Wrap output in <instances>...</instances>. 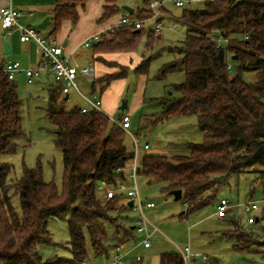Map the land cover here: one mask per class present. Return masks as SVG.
<instances>
[{"label": "trees", "instance_id": "16d2710c", "mask_svg": "<svg viewBox=\"0 0 264 264\" xmlns=\"http://www.w3.org/2000/svg\"><path fill=\"white\" fill-rule=\"evenodd\" d=\"M93 1L98 0H56L50 36L56 38L65 22L75 28L79 9ZM103 3L99 21L119 15L117 0ZM150 4L139 21L152 18ZM182 8L179 20L187 26L179 50L183 57L165 65L158 79L184 72L186 81L174 86L178 98L157 99L160 112L140 114L139 124L154 127L163 121L196 116L204 139L182 145L186 154L144 153L139 156L138 169L149 181L163 183V192L181 191L185 216L213 203L215 193L234 176L254 173L264 185V0H205L202 9L186 3ZM143 29L115 27L92 47L94 61L116 68L93 80L94 97L99 89L102 100L114 81L127 78L131 65L137 75L148 74L152 58L139 54ZM155 36L154 30L147 48L154 46ZM220 40L227 42L219 45ZM110 55H128L133 62L123 66L109 60ZM135 57H140L139 63H134ZM247 73L255 74L257 81H245ZM64 102L61 88L49 89L47 117L55 128V146L63 156L62 191L44 181L40 165L35 169L24 166L22 177L14 180L12 165L0 163V264H82L88 257L87 239L96 257L108 255L111 246L107 245L106 223L129 209L120 197L106 200L100 191L103 182L116 185L128 181L127 168L134 158L125 143L128 134L106 114L96 110L82 113L83 107L67 111ZM22 131L17 86L0 69V157L17 152L15 139ZM16 197L20 210L13 203ZM51 220L68 222L70 258L44 260L41 256L40 248L53 243L48 229ZM229 223L232 228L224 235L236 240L237 251H248L256 237V244L264 247V229L261 234L245 232L235 218ZM160 264L184 261L176 251L161 255Z\"/></svg>", "mask_w": 264, "mask_h": 264}, {"label": "rangeland", "instance_id": "374dc122", "mask_svg": "<svg viewBox=\"0 0 264 264\" xmlns=\"http://www.w3.org/2000/svg\"><path fill=\"white\" fill-rule=\"evenodd\" d=\"M179 0H117L121 8L120 18L130 16L139 21L141 12L148 13L150 3L162 2L165 11L161 12L163 29L155 36V43L152 48H147L150 33L155 30L157 20L147 19L142 31L140 43V55L152 58L150 69L147 75L140 76L129 71L127 79L111 88L115 94L117 103L116 109L104 108L110 116L119 119L123 115L132 118L131 132L139 136L141 140V151L144 153L174 156L186 154L187 151L181 146L187 143H202L203 134L199 129L198 117L189 116L163 121L154 127H141L139 124L140 114L150 115L160 112L161 105L155 103L157 99L170 97L178 98L174 86L186 81L184 72H175L163 79H158L160 71L165 65L179 60L183 57L179 50L182 47L187 34V26L179 20L184 8L176 7ZM186 6L202 9L205 0H185ZM129 7L134 10L132 15L123 8ZM144 13V14H145ZM85 52H90L89 49ZM245 81L254 83L257 76L253 73L244 75ZM38 80V79H37ZM36 80V81H37ZM35 81V82H36ZM93 78L86 77L79 81V89L82 94L95 98L92 92ZM47 85V84H46ZM22 88H18L21 98L22 133L15 139L17 152L15 154L3 155L0 163L10 164L13 167L11 179H20L23 175L24 166L28 169L42 167L44 181L53 183L59 191L63 189L64 165L62 152L55 146V128L47 117L48 94L47 88L37 81L34 85L24 82ZM75 92V91H74ZM77 97L72 93L71 99L65 101L64 109L69 111L75 107H81L84 100L77 92ZM30 95H33L31 97ZM96 97L100 98V91L97 89ZM105 95V94H104ZM102 95V100L104 99ZM123 103H127L125 110H121ZM106 112V113H107ZM107 113V114H108ZM125 143L129 151L134 153L133 143L127 137ZM148 143L150 151L145 152L143 146ZM254 173H245L232 177L229 182L215 193V201L205 208L189 215L183 216L185 205L176 201L172 193L162 191L164 184L151 182L144 175H137V186L139 194L144 203L152 202L154 209H145L148 220L159 229L151 238V248L145 249L142 246L146 233L131 231V227L142 220V215L134 208H129L113 218V222H107L108 239L107 245L111 246L108 255L95 256L91 243L87 239L88 264H113L114 256L118 248L126 246L138 248L135 256L140 257L142 264H160L161 255L174 253L177 247L184 248L190 245L196 254L205 255L209 258L207 262L200 258H193L190 264H264V247L256 244V238L248 251H237L236 240H230L224 233L232 228L230 218H235L245 232L261 234L264 229V185L257 180ZM132 185V183H130ZM227 199L231 204L228 212V219H220L215 215L218 201ZM130 199L124 197L120 202H128ZM249 202H257L259 209L248 214L244 211L243 205ZM14 206L20 210L18 198H14ZM230 215V216H229ZM250 217L260 218V222L249 224ZM48 229L53 235V243L40 248V254L44 260L53 257H71L70 233L67 221L51 220ZM149 229V233L152 232ZM126 231L129 235L126 236ZM122 253V252H121ZM123 254V253H122Z\"/></svg>", "mask_w": 264, "mask_h": 264}, {"label": "built area", "instance_id": "2783aa9c", "mask_svg": "<svg viewBox=\"0 0 264 264\" xmlns=\"http://www.w3.org/2000/svg\"><path fill=\"white\" fill-rule=\"evenodd\" d=\"M175 5L176 7H183L185 5V0L177 1ZM149 7L150 10L153 11L151 20H157L155 33L158 35L163 29L161 12L165 6L162 2H155L151 3ZM20 16L21 13L18 12L11 4L2 8L0 10L2 29L6 31H11L12 29L18 30L20 33V41L22 43L35 42L43 53L44 60L38 67L28 69L22 68L19 62H11L3 68L4 72L8 75L10 81H15L17 74L24 72L29 85H33L35 80L39 78L42 73H49L52 76L54 83L61 86L63 96L75 91L85 100L86 106L81 109L82 113H89L91 110H96L99 113L106 114L115 126L128 134L132 140L134 148V158L127 168L128 181L119 182L116 185H110L103 182L100 187V191L103 193V197L106 200L126 196L133 202V208L139 211L142 215V220L136 223L135 230L139 233L147 234L143 241V245L146 248H150L151 238L159 232V229L154 226L145 215V209H153L155 208V204L152 202L144 203L139 194L137 186V171L139 154L142 145L139 136L134 135L131 132V117L124 115L121 118L116 119L105 112L100 98H90L84 96L79 89V77H93L95 74L94 68L92 66H80L75 63L72 56L65 53L64 46L55 37L49 35L46 36L39 29L23 26L19 22ZM143 26V21H136L130 16H123L119 19L116 25V27H129L135 30H140ZM100 39L101 38L98 34L93 35L85 40L83 47L91 48L95 43H98ZM226 42V40H220L219 45H223ZM229 69H231V66H229ZM143 150L145 152L150 151L148 143L143 146ZM130 183H132V185H130ZM243 207L244 211L248 214H251L259 209L257 202H249L243 205ZM230 208L231 204L229 201L227 199H221L218 201L215 215L220 219H225L228 216ZM248 222L249 224H254L256 222V218L250 217ZM150 228L153 229L151 233H149ZM177 251L182 256L184 264H190L191 260L195 257H200L203 261L208 260V257L205 255L194 254L190 245H187L184 248L177 247ZM124 257L125 256L121 252L117 253L114 257L113 264H125ZM82 264L88 263L83 262Z\"/></svg>", "mask_w": 264, "mask_h": 264}, {"label": "crops", "instance_id": "0c3cea01", "mask_svg": "<svg viewBox=\"0 0 264 264\" xmlns=\"http://www.w3.org/2000/svg\"><path fill=\"white\" fill-rule=\"evenodd\" d=\"M10 4L18 12L21 13V16L19 17V22L23 26L39 29L42 31L44 35L50 36L52 23L54 19L53 10L56 6V0H0V10ZM103 6H104L103 0H98L88 3L86 7L83 9L80 8L79 9L80 20L78 25L75 28H73L70 22H65L62 26L61 31L56 36V39L64 46L65 53L71 55L75 63L79 64L80 66H85V67L92 66L94 68L95 74L92 77L93 80L96 77H102L104 75L113 73L116 70V68H110L106 65L94 61L92 58L93 56L92 47L91 48L83 47V43L89 37L98 34L101 38L103 35L113 30L116 27L120 19V16H122L119 13L118 16L111 19L110 21L107 22L99 21V19L103 14ZM6 44H8L9 46V52L6 51L5 48ZM87 49H89L90 52L88 53L85 52V50ZM107 58L111 61L112 60L117 61L119 64L123 66H130L132 64L131 62H133V57H129L128 55H110ZM43 60H44L43 53L41 52L39 46L35 42L22 43L20 41L19 31L16 29H12L11 31L3 30L0 21V69H3L8 63L11 62H19L22 68L24 69L36 68L43 62ZM139 61H140V57H135L134 63L135 64L139 63ZM131 71H133V65H131ZM83 78L86 77L80 76L78 83L79 81L81 82ZM37 79L36 80L39 81V84H42L44 87L47 88L46 90L48 95H49V89H52L54 87L61 88L60 85H56L54 83V80L49 73H42L40 77ZM125 80L114 81L111 84V86L104 92L105 94V95L103 94L104 108L105 107L109 108V110L116 109L115 103H117L119 99L116 100V96L114 93H112L111 88L116 84L123 83ZM14 82L17 86V90L18 88H22L20 86H22L24 82L27 83V78L24 72L17 74ZM36 82H34V84ZM72 93L74 94V97H77L75 94L76 92L72 91L68 95L64 96L65 98L68 97L67 101L71 99ZM18 95L20 98L19 90H18ZM30 96L33 97V95ZM85 106H86V102L84 100V104L81 107H85ZM124 197L126 196L121 197V200H123ZM130 201L131 200H129L127 203H129ZM131 231H135V226L131 227ZM142 246L145 247L143 243ZM150 248L145 247V249H150ZM137 249L138 248H135L134 246L132 247L130 245L124 247V249L123 248L120 249V247H118V253L122 252L123 255L125 256L124 257L125 264H142L143 259L135 256Z\"/></svg>", "mask_w": 264, "mask_h": 264}, {"label": "water", "instance_id": "95a60500", "mask_svg": "<svg viewBox=\"0 0 264 264\" xmlns=\"http://www.w3.org/2000/svg\"><path fill=\"white\" fill-rule=\"evenodd\" d=\"M127 13H129L130 15H132L134 13V10L129 8V7H124L123 8ZM216 38H218V36H216ZM5 48H6V51L9 52V46L8 44L5 45ZM235 59H237V57H235ZM68 100V97L65 98V101ZM127 107V103H123L122 107H121V110H125ZM138 174L140 173V170L138 169ZM172 195L173 197L175 198L176 201H180L182 199V192L181 191H174L172 192ZM128 207L129 208H133V202L130 201L128 203ZM257 222H258V219H257Z\"/></svg>", "mask_w": 264, "mask_h": 264}]
</instances>
